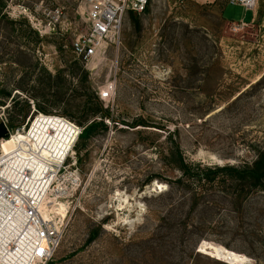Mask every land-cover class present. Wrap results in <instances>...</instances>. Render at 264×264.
Returning <instances> with one entry per match:
<instances>
[{
  "label": "rangeland",
  "instance_id": "obj_1",
  "mask_svg": "<svg viewBox=\"0 0 264 264\" xmlns=\"http://www.w3.org/2000/svg\"><path fill=\"white\" fill-rule=\"evenodd\" d=\"M5 1L17 23H0V79L12 91L0 122L15 132L43 113L80 126L87 107L99 119L96 97L114 119L81 146L79 179L66 177L63 196L49 199V184L38 181L45 201H55L62 240L51 260L36 264H264V191L231 198L225 189H200L208 192L186 231L173 222L191 200L176 195L179 172L166 159L170 133L195 165H243L264 150V0L240 30L234 24L251 13L229 0H152L147 12L126 16L120 42L87 63L72 49L88 31L82 0ZM45 120L1 140L0 154L19 137L48 163L46 143L74 129ZM136 120L151 126L134 128ZM169 214L174 221L163 223Z\"/></svg>",
  "mask_w": 264,
  "mask_h": 264
},
{
  "label": "built area",
  "instance_id": "obj_2",
  "mask_svg": "<svg viewBox=\"0 0 264 264\" xmlns=\"http://www.w3.org/2000/svg\"><path fill=\"white\" fill-rule=\"evenodd\" d=\"M152 0H82L86 8V22L88 31L80 34L72 41L74 53L84 62H89L95 57L103 46L109 42H120L123 23L129 13L142 14L146 12ZM231 5H240L246 12L255 13L258 0H229ZM249 22L240 21L234 24V30H240L247 26ZM102 99L109 96V92H101ZM47 116L60 117L74 129L75 138L70 135L71 140L67 142V147L59 148V153L50 156L47 166L50 168L45 172L44 183L49 184L47 197L51 193H57L58 197L67 192V185L63 187L68 176L73 185L77 184L78 157L75 149L83 127H80L61 115L47 114ZM34 120L27 128L23 126L15 132L9 129L10 136L20 131L30 133ZM55 130H53L54 132ZM73 137V138H72ZM19 153H17L18 155ZM4 154H0V214L2 212L11 213L12 216L21 213L24 217V225L19 233V241H25V249L28 251V259L32 264L46 262L53 258L61 240V227L52 216V211L47 219L41 208L42 200L39 191L33 188L31 179L34 178L28 165L18 169L13 167L10 171L9 161L15 159V153L11 157L1 159ZM25 162L27 159L20 156ZM39 158V157H38ZM32 159H34L32 157ZM9 168L6 169V166ZM59 186V187H58ZM64 189V190H63ZM54 200V199H53ZM9 248L19 249L18 242H11Z\"/></svg>",
  "mask_w": 264,
  "mask_h": 264
},
{
  "label": "trees",
  "instance_id": "obj_3",
  "mask_svg": "<svg viewBox=\"0 0 264 264\" xmlns=\"http://www.w3.org/2000/svg\"><path fill=\"white\" fill-rule=\"evenodd\" d=\"M7 6L5 0H0V23L7 22L11 24L17 23L16 20L10 18V16L4 11ZM149 7V6H148ZM148 11V8L146 12ZM134 15V13H132ZM37 34V33H36ZM39 37V35L37 34ZM40 39V38H38ZM30 61V67L36 69L39 65L38 62H33L32 59ZM45 69V68H44ZM50 78L52 79V75L50 74ZM53 80V79H52ZM22 88V87H19ZM12 97V91L7 89L4 78L0 79V105L6 106L7 101ZM96 113L95 116H100L99 119H94L93 117H88V107L85 112L87 113L86 118L79 122V125L83 127V132L81 133L79 140L76 145V151L80 154L81 146L85 144V142L90 139L96 137L100 131H105L109 128L107 119H113L111 112L109 109H105L102 101L99 97H96ZM14 100V99H13ZM85 104L87 106L92 104L91 99H86ZM41 109L40 105L38 104ZM28 112H25L27 115ZM40 117V119L50 120L51 118H60L56 116L49 117L47 114L40 113L36 117ZM36 117L32 119V121H36ZM50 118V119H49ZM114 120V119H113ZM127 124V123H126ZM10 127L14 128L16 125L14 123L9 124ZM132 127H149L146 121L136 120L131 124ZM171 137V146L166 155L167 164L174 171L179 172L177 178H175V183L178 184V188L176 189V195L179 192H182V196L185 201L191 200V207L188 213L183 216L177 217L178 219L173 222L174 218L169 214L168 216H163L162 222H180V224L187 231L188 220L190 218L191 211L195 209L196 206L200 203V201L205 198L206 193L200 189H212L213 187H217L220 189H225L224 193L231 198H236L245 194L246 192L253 191H264V150H259L256 158L251 163H246L243 165L237 164H224L218 166H203L202 164L195 165L191 162H188L185 158L184 152L182 150L181 144L173 138V134L170 133ZM171 188H173L172 181H168ZM235 189L237 191H235ZM175 189H171V194L174 193ZM181 202V201H180ZM173 218V219H172ZM94 237V235H93ZM196 248H194L195 252Z\"/></svg>",
  "mask_w": 264,
  "mask_h": 264
},
{
  "label": "bare ground",
  "instance_id": "obj_4",
  "mask_svg": "<svg viewBox=\"0 0 264 264\" xmlns=\"http://www.w3.org/2000/svg\"><path fill=\"white\" fill-rule=\"evenodd\" d=\"M51 119L52 121H57L56 118H51ZM68 127H69V124H68ZM70 127L72 126L70 125ZM63 133L64 135L67 134L66 131H64ZM73 137L75 138L74 133H73ZM69 140H71L70 137H68L67 139L60 138V140L50 139L46 143L45 149L47 152L50 153V155L58 154L60 151L59 148L67 147V142ZM14 153H15V159H11L9 161L10 166H12L10 168V171H12L13 167L21 169L25 167L26 165H28L30 168L33 169L32 174L34 178L31 179V182L33 184V188L39 191L40 198L43 201L41 208L43 210L44 216L48 219L50 217L48 212L53 210L52 205L55 203V201H52V202L45 201L44 190L39 189L38 181L42 179V177L44 176L46 172V169H49L50 167H47L46 162L41 161V158L35 152V144H33L31 140L25 141L19 137H14L5 146V155L1 159L3 160L7 157H11ZM17 153L19 154L17 155ZM20 156L25 157L27 161L25 162V160H23ZM32 157L34 159H32ZM8 168H9V165L6 166V169ZM59 204H60V207L57 208V210L59 211L60 214L64 216L66 214L65 206L63 203L59 202ZM23 225H24V217L21 213L15 214L14 216H12L11 213H6V212H2L0 214V261L2 263L4 264H32L29 261L30 259H28L29 257L28 251L24 247L25 241L24 240L19 241L20 239L19 233ZM11 242H18L20 250L15 251L14 248L10 249L9 246H11Z\"/></svg>",
  "mask_w": 264,
  "mask_h": 264
},
{
  "label": "water",
  "instance_id": "obj_5",
  "mask_svg": "<svg viewBox=\"0 0 264 264\" xmlns=\"http://www.w3.org/2000/svg\"><path fill=\"white\" fill-rule=\"evenodd\" d=\"M10 136L9 128L6 122L1 121L0 122V142L3 139H8Z\"/></svg>",
  "mask_w": 264,
  "mask_h": 264
},
{
  "label": "crops",
  "instance_id": "obj_6",
  "mask_svg": "<svg viewBox=\"0 0 264 264\" xmlns=\"http://www.w3.org/2000/svg\"><path fill=\"white\" fill-rule=\"evenodd\" d=\"M229 2V1H228ZM226 6V5H225ZM225 7H224V9H223V16H224V18L226 19V20H228L226 17H225ZM248 13V15H249V12H247ZM255 13H251V16H250V19L248 20V19H246V18H241V21L243 20V21H247V22H249V21H252V19H254L255 18ZM229 21V20H228Z\"/></svg>",
  "mask_w": 264,
  "mask_h": 264
}]
</instances>
